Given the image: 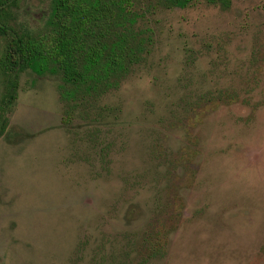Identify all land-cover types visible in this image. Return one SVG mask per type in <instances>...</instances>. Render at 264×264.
Here are the masks:
<instances>
[{
	"label": "rangeland",
	"instance_id": "rangeland-1",
	"mask_svg": "<svg viewBox=\"0 0 264 264\" xmlns=\"http://www.w3.org/2000/svg\"><path fill=\"white\" fill-rule=\"evenodd\" d=\"M43 3L22 0L18 22L42 30ZM138 26L144 59L67 121L60 76L20 74L0 264H264V0L156 7Z\"/></svg>",
	"mask_w": 264,
	"mask_h": 264
},
{
	"label": "trees",
	"instance_id": "trees-1",
	"mask_svg": "<svg viewBox=\"0 0 264 264\" xmlns=\"http://www.w3.org/2000/svg\"><path fill=\"white\" fill-rule=\"evenodd\" d=\"M21 1L0 0V136L7 134L22 72L60 76L67 121L77 103L118 89L149 52L152 32L138 26L145 11L198 2L223 9L231 5V0H149L140 12L138 0H42L43 29L34 31L17 20Z\"/></svg>",
	"mask_w": 264,
	"mask_h": 264
}]
</instances>
